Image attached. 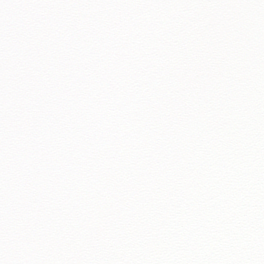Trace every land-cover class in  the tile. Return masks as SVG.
Listing matches in <instances>:
<instances>
[{
	"label": "snow or ice",
	"instance_id": "obj_1",
	"mask_svg": "<svg viewBox=\"0 0 264 264\" xmlns=\"http://www.w3.org/2000/svg\"><path fill=\"white\" fill-rule=\"evenodd\" d=\"M0 264H264V0H0Z\"/></svg>",
	"mask_w": 264,
	"mask_h": 264
}]
</instances>
